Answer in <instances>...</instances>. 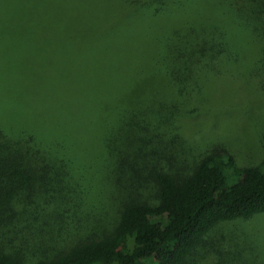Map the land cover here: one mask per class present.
Instances as JSON below:
<instances>
[{"label": "trees", "instance_id": "trees-1", "mask_svg": "<svg viewBox=\"0 0 264 264\" xmlns=\"http://www.w3.org/2000/svg\"><path fill=\"white\" fill-rule=\"evenodd\" d=\"M252 1L0 0V264H204L264 213V157L172 121L257 39Z\"/></svg>", "mask_w": 264, "mask_h": 264}, {"label": "rangeland", "instance_id": "rangeland-1", "mask_svg": "<svg viewBox=\"0 0 264 264\" xmlns=\"http://www.w3.org/2000/svg\"><path fill=\"white\" fill-rule=\"evenodd\" d=\"M259 1L252 3H256L254 8L260 10V3L264 0ZM254 27L257 39L246 42L247 46L236 56L232 67L223 68L209 77L207 93L205 97H199L193 112L190 115H182V112L172 119L181 128L183 139L189 138L200 145L202 141L207 145L214 138L232 150L240 165L256 163L264 157V23L256 20ZM44 70L51 74L64 73V70L51 66L44 67ZM190 152L186 151V154L193 162L203 151ZM230 238L234 240L232 244L228 242ZM218 242L220 245H216ZM199 249L195 256L204 264L262 263L264 213L245 220L220 223L210 233L206 245Z\"/></svg>", "mask_w": 264, "mask_h": 264}]
</instances>
